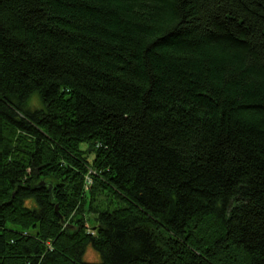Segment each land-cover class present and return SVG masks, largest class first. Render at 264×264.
<instances>
[{
    "label": "trees",
    "instance_id": "obj_1",
    "mask_svg": "<svg viewBox=\"0 0 264 264\" xmlns=\"http://www.w3.org/2000/svg\"><path fill=\"white\" fill-rule=\"evenodd\" d=\"M0 264H264V0H0Z\"/></svg>",
    "mask_w": 264,
    "mask_h": 264
},
{
    "label": "rangeland",
    "instance_id": "obj_2",
    "mask_svg": "<svg viewBox=\"0 0 264 264\" xmlns=\"http://www.w3.org/2000/svg\"><path fill=\"white\" fill-rule=\"evenodd\" d=\"M39 95L36 93L33 98H32V105L36 106L35 104L39 105L40 102L38 100ZM82 149H87V144L83 143L81 145ZM92 159V155L90 157V160ZM83 260L86 262H99L101 260V255L100 253L92 246L88 245L85 251V254L83 256Z\"/></svg>",
    "mask_w": 264,
    "mask_h": 264
}]
</instances>
